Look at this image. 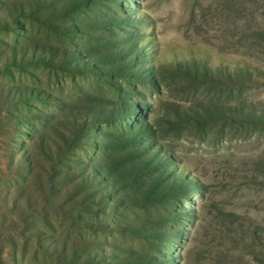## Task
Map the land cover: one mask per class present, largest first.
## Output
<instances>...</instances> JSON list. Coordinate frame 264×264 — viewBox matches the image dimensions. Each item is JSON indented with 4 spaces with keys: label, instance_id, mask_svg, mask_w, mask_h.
<instances>
[{
    "label": "rangeland",
    "instance_id": "rangeland-1",
    "mask_svg": "<svg viewBox=\"0 0 264 264\" xmlns=\"http://www.w3.org/2000/svg\"><path fill=\"white\" fill-rule=\"evenodd\" d=\"M0 264H264V0H0Z\"/></svg>",
    "mask_w": 264,
    "mask_h": 264
}]
</instances>
